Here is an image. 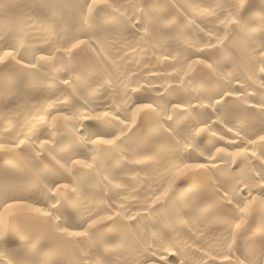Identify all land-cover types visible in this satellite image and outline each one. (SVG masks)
Returning a JSON list of instances; mask_svg holds the SVG:
<instances>
[{
	"label": "bare ground",
	"instance_id": "obj_1",
	"mask_svg": "<svg viewBox=\"0 0 264 264\" xmlns=\"http://www.w3.org/2000/svg\"><path fill=\"white\" fill-rule=\"evenodd\" d=\"M0 264H264V0H0Z\"/></svg>",
	"mask_w": 264,
	"mask_h": 264
},
{
	"label": "snow or ice",
	"instance_id": "obj_2",
	"mask_svg": "<svg viewBox=\"0 0 264 264\" xmlns=\"http://www.w3.org/2000/svg\"><path fill=\"white\" fill-rule=\"evenodd\" d=\"M101 143H104V144H112L114 143V140H104V141H101ZM91 227V225H90ZM61 231H66L65 229H61ZM69 235H80V236H84V235H87V232H79V233H69Z\"/></svg>",
	"mask_w": 264,
	"mask_h": 264
}]
</instances>
